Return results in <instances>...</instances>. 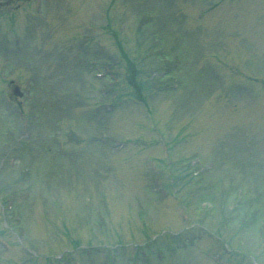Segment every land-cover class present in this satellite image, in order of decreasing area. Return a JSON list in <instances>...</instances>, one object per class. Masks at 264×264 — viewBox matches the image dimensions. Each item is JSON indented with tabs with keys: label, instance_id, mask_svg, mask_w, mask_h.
<instances>
[{
	"label": "rangeland",
	"instance_id": "374dc122",
	"mask_svg": "<svg viewBox=\"0 0 264 264\" xmlns=\"http://www.w3.org/2000/svg\"><path fill=\"white\" fill-rule=\"evenodd\" d=\"M0 264H264V0H0Z\"/></svg>",
	"mask_w": 264,
	"mask_h": 264
},
{
	"label": "water",
	"instance_id": "95a60500",
	"mask_svg": "<svg viewBox=\"0 0 264 264\" xmlns=\"http://www.w3.org/2000/svg\"><path fill=\"white\" fill-rule=\"evenodd\" d=\"M18 92L16 91V94H17Z\"/></svg>",
	"mask_w": 264,
	"mask_h": 264
}]
</instances>
